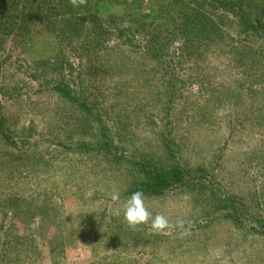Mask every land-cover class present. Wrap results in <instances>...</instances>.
<instances>
[{"label": "rangeland", "instance_id": "obj_1", "mask_svg": "<svg viewBox=\"0 0 264 264\" xmlns=\"http://www.w3.org/2000/svg\"><path fill=\"white\" fill-rule=\"evenodd\" d=\"M42 1L0 0V264H264V0Z\"/></svg>", "mask_w": 264, "mask_h": 264}, {"label": "trees", "instance_id": "obj_2", "mask_svg": "<svg viewBox=\"0 0 264 264\" xmlns=\"http://www.w3.org/2000/svg\"><path fill=\"white\" fill-rule=\"evenodd\" d=\"M43 3H45V1L43 0L42 1ZM51 11H53L54 12V9H51ZM69 11V12H68ZM1 12H3V8H0V13ZM67 12L69 13V14H72V13H74V11H71V10H67ZM81 12L82 11H77V12H75V13H78L77 15H81ZM19 14V12L17 11V15ZM51 17H55V16H51ZM56 19V18H55ZM243 19V18H242ZM242 23V28H243V30H249L250 29V31L252 32V31H254V32H256L257 33V30H255V25L254 24H252V22H251V19L250 18H246V17H244V20L241 22ZM53 24H55V23H53ZM7 27H10V28H16L17 26H16V24L13 26V27H11V26H7ZM12 30V29H11ZM118 36L121 38V39H123L124 41H123V44H129V45H133V43H134V35L132 34V32L131 31H129V30H127V31H125V32H119V34H118ZM131 47H133V46H131ZM146 51L148 52V53H152L151 54V56H152V58L153 59H155V60H159L161 57L160 56H156V55H159V54H157L156 52H149L150 50H149V48L148 49H146Z\"/></svg>", "mask_w": 264, "mask_h": 264}]
</instances>
